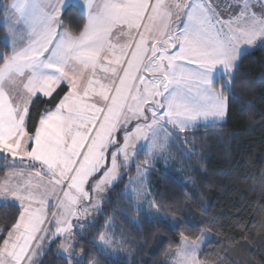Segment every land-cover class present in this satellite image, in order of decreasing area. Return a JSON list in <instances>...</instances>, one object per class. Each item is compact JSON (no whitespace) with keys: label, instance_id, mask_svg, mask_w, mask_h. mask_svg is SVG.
Segmentation results:
<instances>
[{"label":"snow or ice","instance_id":"snow-or-ice-1","mask_svg":"<svg viewBox=\"0 0 264 264\" xmlns=\"http://www.w3.org/2000/svg\"><path fill=\"white\" fill-rule=\"evenodd\" d=\"M65 19L86 22L74 33ZM0 32V200L18 208L0 264H43L57 240L62 264H98L88 245L118 254L107 232L85 240L88 217L136 156L143 178L176 143L201 155L189 134L225 120L242 49L264 45V0H0ZM133 183L130 206L185 227ZM180 237L173 264H201L203 235Z\"/></svg>","mask_w":264,"mask_h":264},{"label":"trees","instance_id":"trees-1","mask_svg":"<svg viewBox=\"0 0 264 264\" xmlns=\"http://www.w3.org/2000/svg\"><path fill=\"white\" fill-rule=\"evenodd\" d=\"M83 23L84 19H65L74 33ZM4 48L0 40V51ZM53 106L41 104L33 108V115L38 119V114ZM193 136L201 155H184L188 144L169 147L180 176L175 169L162 168H151L148 174L152 198L163 216L168 221L174 217L185 221V227L158 223L130 206L122 192L124 174L116 189L107 193L97 224L84 237L97 239L110 219L113 233L124 240L131 255L110 257L88 245V259L95 257L98 264H169L180 245L181 231L193 240L207 230L210 236L198 254L201 264H264V45L241 54L225 121L201 127L189 139ZM143 159V154L138 155L135 165H142ZM4 163L0 160V178L9 168ZM134 171L132 165L126 174ZM17 216L14 204L1 203L0 229L11 227ZM42 260L43 264H62L53 250Z\"/></svg>","mask_w":264,"mask_h":264},{"label":"rangeland","instance_id":"rangeland-1","mask_svg":"<svg viewBox=\"0 0 264 264\" xmlns=\"http://www.w3.org/2000/svg\"><path fill=\"white\" fill-rule=\"evenodd\" d=\"M257 46H260L259 42L257 43L256 46H254V47H252V48H247V47L243 48L241 54L244 53V52H248V51H250V50L256 48ZM217 86H219V85H217ZM225 119H226V118H225ZM224 121H225V120H224ZM224 121H220V122H217V123H221V122H224ZM143 155H144V154H143ZM145 159H146V157H145V155H144V159L142 160V162H144ZM136 160H137V156H136V158H135V162H136ZM135 162H134V163H131L130 166H129V168H130L132 165L135 166V171H134V173L129 174V175L126 174V172H127V170H128L129 168H127V169H122V170H121V171H123L124 174L127 176L126 182L124 183V185H123V187H122V192H123L124 194L127 193V189H125V185H128V184H129V180H130V179H131L134 183L131 184V185H129V187H139V186L142 184V185L147 189V191L149 192V195H148L147 200L143 201V206H144V208H147V206H148V202H149V201H153V198H152V192H151V189H150V187H149V182H148V174H149L150 169H151V168H162V169L170 170V171H172V170L175 169V170H177V172H178V176H180V174H179V170H180V169H179V167H178V165H177V163H176V160H175L173 154L171 153L169 147H168V149H167L165 155L160 156L158 159H155V160L153 161V165H154V166L151 167V168H149V169L147 170V175L144 176L143 178H141V176L138 174V172H137V165H138V164L135 165ZM10 163H11V159H10ZM10 166H11V165H10ZM9 171H10V167L8 168V170L6 171V173H8ZM144 171H145V169H144L143 167H141L140 172L143 173ZM10 178H11V179H15V178H12V177H10ZM3 179H4V178H3ZM0 181H2V180H0ZM126 195H127V194H126ZM1 203H5V202L2 201V200H0V204H1ZM9 203H11V202H9ZM48 211H49V214H51L52 209H49ZM159 215L162 216V217H164L160 210H159ZM146 216L149 218V215L146 214ZM17 217H18V216H17ZM88 218H89L90 220H93V219H94L95 221H97V213L92 212ZM149 219H151V218H149ZM113 227H114V226H113L112 221H111L110 219H108V220L106 221L105 229L103 230V232H107V233L109 234V236H111V237L114 239L115 244L113 245V248L115 249L116 253L118 254L116 257L130 256V255H131V249H130L127 245H125L124 240H123L120 236H118V235H116V234L113 233V231H112ZM202 235H203L204 239H203L202 242H201V247H202V246L204 245V243L208 240V238H209V236H210V233H209V231H207V230H203V231L200 233V235H199L198 237H201ZM98 238H99V237H98ZM98 238H97V239H98ZM189 241H191V240H189ZM59 243H60V241L57 240V242H56L55 244L52 245V250H53L54 253L56 252V249H57V246L59 245ZM180 248H181V240H180V245H179L178 249L175 251V253H174L172 256L169 257V259H168V263H169V264H173V262L176 260V258H177V253H178V250H179ZM200 250H201V248H200ZM200 250L197 252V259H198V254H199ZM40 259H42V257H40Z\"/></svg>","mask_w":264,"mask_h":264},{"label":"crops","instance_id":"crops-1","mask_svg":"<svg viewBox=\"0 0 264 264\" xmlns=\"http://www.w3.org/2000/svg\"><path fill=\"white\" fill-rule=\"evenodd\" d=\"M86 22V21H85ZM115 31V30H114ZM5 176V175H4ZM4 176L2 178H0V180H3Z\"/></svg>","mask_w":264,"mask_h":264}]
</instances>
